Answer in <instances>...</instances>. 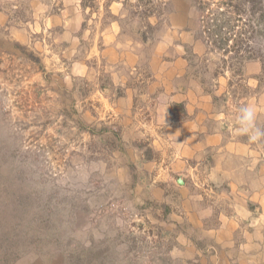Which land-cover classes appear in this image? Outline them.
I'll return each mask as SVG.
<instances>
[{
  "label": "rangeland",
  "instance_id": "obj_1",
  "mask_svg": "<svg viewBox=\"0 0 264 264\" xmlns=\"http://www.w3.org/2000/svg\"><path fill=\"white\" fill-rule=\"evenodd\" d=\"M132 1L0 0V264H243L241 233H206L230 224L226 188L206 184L205 213L178 183L194 176L169 131L184 102L165 119L159 105L188 87L263 147L237 122L251 104L264 129L263 59L197 39L186 0L149 19ZM257 240L249 264H264Z\"/></svg>",
  "mask_w": 264,
  "mask_h": 264
},
{
  "label": "crops",
  "instance_id": "obj_2",
  "mask_svg": "<svg viewBox=\"0 0 264 264\" xmlns=\"http://www.w3.org/2000/svg\"><path fill=\"white\" fill-rule=\"evenodd\" d=\"M187 88L185 90L183 88L181 92L169 93V102H161L159 107L165 119L166 111L170 110L171 104L175 102L185 104L187 119L181 124L169 126V131L178 140L177 145L181 147L178 148L177 156L180 158L178 161L183 162L194 173L192 178L184 179L188 185L185 191L188 190L190 194L189 203L195 204L194 209L198 205H204L205 207L200 206V211L206 213L210 206V199L206 195L211 196L206 184L212 182L215 187L226 188L223 190V197L229 198L233 215L230 219L222 213L221 217L225 222L230 220V224L224 223L218 228L207 225L206 233L228 232L227 235L230 237L241 233L244 240L239 243L240 246L235 242L228 245L235 248L236 256L244 260L243 264H249V261L254 260L253 251H256L257 239L264 236V146L260 147L255 142L232 137L229 128L222 129L218 126L219 122L224 123L225 116L221 119L220 115V121L217 116L215 117L217 110L216 106L214 109L213 102L208 98L205 102L195 99L200 95L193 97L192 90ZM207 153L213 157L212 162L204 158ZM191 181L204 187L206 192H191L193 187ZM258 205L259 210L253 212V208L256 209ZM256 217L258 218L256 223L259 222L258 225L263 228L251 226L249 220ZM219 257L221 261L224 257L227 259L224 251Z\"/></svg>",
  "mask_w": 264,
  "mask_h": 264
},
{
  "label": "trees",
  "instance_id": "obj_3",
  "mask_svg": "<svg viewBox=\"0 0 264 264\" xmlns=\"http://www.w3.org/2000/svg\"><path fill=\"white\" fill-rule=\"evenodd\" d=\"M186 2L201 13L198 25L202 29L198 27L197 39L212 43L220 52L235 51L238 54L245 46L249 60L263 59L264 62V57L258 54L256 46L251 45V42L264 39V0H186ZM128 3L144 8V14L139 19H149L155 14L159 18L162 17L173 5L174 0H136ZM230 41L235 43L230 45ZM180 105L182 108L183 105ZM131 169L134 174L135 166L132 165Z\"/></svg>",
  "mask_w": 264,
  "mask_h": 264
},
{
  "label": "clouds",
  "instance_id": "obj_4",
  "mask_svg": "<svg viewBox=\"0 0 264 264\" xmlns=\"http://www.w3.org/2000/svg\"><path fill=\"white\" fill-rule=\"evenodd\" d=\"M257 112L251 104H245L240 107L237 122L241 133L249 134L251 141H256L264 137V129L256 125Z\"/></svg>",
  "mask_w": 264,
  "mask_h": 264
},
{
  "label": "water",
  "instance_id": "obj_5",
  "mask_svg": "<svg viewBox=\"0 0 264 264\" xmlns=\"http://www.w3.org/2000/svg\"><path fill=\"white\" fill-rule=\"evenodd\" d=\"M178 183H179V184H184V180H183V178H179V179H178Z\"/></svg>",
  "mask_w": 264,
  "mask_h": 264
}]
</instances>
